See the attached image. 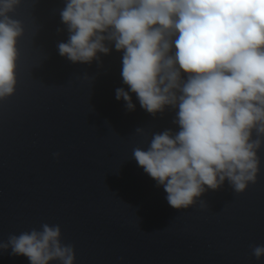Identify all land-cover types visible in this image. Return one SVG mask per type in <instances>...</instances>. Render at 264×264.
<instances>
[{
	"label": "water",
	"instance_id": "1",
	"mask_svg": "<svg viewBox=\"0 0 264 264\" xmlns=\"http://www.w3.org/2000/svg\"><path fill=\"white\" fill-rule=\"evenodd\" d=\"M66 2L21 0L10 13L24 34L15 91L0 100V242L47 223L74 246V264H264L250 247L264 245V145L256 182L244 192L226 179L189 209L171 207L132 152L146 150L155 133H177L178 108L153 116L140 106L123 83L114 42L91 63L61 56ZM117 88L135 110L116 99ZM0 264L30 261L9 248L0 249Z\"/></svg>",
	"mask_w": 264,
	"mask_h": 264
},
{
	"label": "clouds",
	"instance_id": "2",
	"mask_svg": "<svg viewBox=\"0 0 264 264\" xmlns=\"http://www.w3.org/2000/svg\"><path fill=\"white\" fill-rule=\"evenodd\" d=\"M20 4L0 0V100L17 85L24 27L10 13ZM60 15L69 32L57 46L61 56L91 63L98 52L110 53L106 40L114 42L123 52V83L140 106L153 116L178 108L177 133H155L146 150L132 152L171 207L189 209L226 179L236 193L256 182L264 145V0H67ZM115 91L135 110L128 91ZM61 236L59 225L44 223L10 234L0 249L30 264H74V246ZM250 247L257 260L264 257V245Z\"/></svg>",
	"mask_w": 264,
	"mask_h": 264
}]
</instances>
